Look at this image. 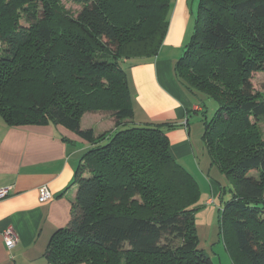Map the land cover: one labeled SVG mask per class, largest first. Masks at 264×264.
<instances>
[{
  "label": "trees",
  "instance_id": "16d2710c",
  "mask_svg": "<svg viewBox=\"0 0 264 264\" xmlns=\"http://www.w3.org/2000/svg\"><path fill=\"white\" fill-rule=\"evenodd\" d=\"M0 0V117L6 125L58 124L92 145L74 171L67 226L53 232L50 264H212L197 247V179L169 153L171 122L126 124L133 95L123 63L156 55L170 0ZM264 0H198L194 28L175 62L200 106L210 165L230 183L222 205L235 264H264ZM86 112L115 130L80 128ZM224 191L221 186L220 193Z\"/></svg>",
  "mask_w": 264,
  "mask_h": 264
},
{
  "label": "crops",
  "instance_id": "0c3cea01",
  "mask_svg": "<svg viewBox=\"0 0 264 264\" xmlns=\"http://www.w3.org/2000/svg\"><path fill=\"white\" fill-rule=\"evenodd\" d=\"M197 4L198 0H170L166 33L156 55L124 61L134 102L133 116L124 122L175 124L164 128L169 153L202 189L204 169L189 126L190 113L199 112L201 107L195 109L197 104L175 74V62L192 34ZM80 128H91L95 135L116 129L112 115L103 112L84 113ZM91 145L58 124L9 126L0 117V188H9L8 194L0 198V264H50L44 256L48 242L71 217L76 190L74 171L80 156ZM199 154L205 158V165H210L202 149ZM204 183L212 195L216 181L206 178ZM41 185L51 193L44 202L38 200ZM9 225L18 237L11 248L2 238V230Z\"/></svg>",
  "mask_w": 264,
  "mask_h": 264
},
{
  "label": "rangeland",
  "instance_id": "374dc122",
  "mask_svg": "<svg viewBox=\"0 0 264 264\" xmlns=\"http://www.w3.org/2000/svg\"><path fill=\"white\" fill-rule=\"evenodd\" d=\"M60 2L66 8H70L71 11L76 12L80 9L79 5L71 3L68 0H60ZM196 7L197 5H195V10ZM251 82L255 90H262V84L264 83V71L254 72L252 74ZM215 109L216 104L211 100H207L206 109H204L205 116L201 115V112H191L189 116L191 139L195 152L198 154V158L203 165V177L204 179L207 178L216 181V191H213L211 195L210 192L206 190L208 185H205L204 179H202L201 195L195 203L197 208L193 211V224L197 237V247L202 249V251L211 260L212 264H235L229 251L225 247L221 218V207L225 200L229 197L228 187L231 185L216 165H205V158L199 154V151L202 149L204 156L207 158L205 154L206 150L203 148L204 145L201 139L203 129L201 119L203 117L207 120L210 119ZM258 124L264 137V117L260 119ZM207 163L209 164V161H207ZM221 186L224 187V191L220 193ZM208 197H211V199L206 202Z\"/></svg>",
  "mask_w": 264,
  "mask_h": 264
},
{
  "label": "built area",
  "instance_id": "2783aa9c",
  "mask_svg": "<svg viewBox=\"0 0 264 264\" xmlns=\"http://www.w3.org/2000/svg\"><path fill=\"white\" fill-rule=\"evenodd\" d=\"M199 106L196 105L195 109H198ZM9 188L8 187H1L0 188V198H4L7 194H8ZM39 191V196H38V200L40 202H44L48 199L51 198V193L48 190L46 185H41L38 188ZM2 238H3V242L5 244V246L7 248H11L12 246L15 245L16 241H17V234L14 231V229L12 228V226H6L3 230H2Z\"/></svg>",
  "mask_w": 264,
  "mask_h": 264
}]
</instances>
